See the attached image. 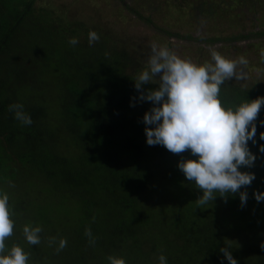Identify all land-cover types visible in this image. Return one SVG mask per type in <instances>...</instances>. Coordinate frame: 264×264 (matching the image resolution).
<instances>
[{"label": "trees", "instance_id": "1", "mask_svg": "<svg viewBox=\"0 0 264 264\" xmlns=\"http://www.w3.org/2000/svg\"><path fill=\"white\" fill-rule=\"evenodd\" d=\"M36 1L0 0V191L14 221L6 245L22 246L28 264H106L109 254L127 264H158L161 253L167 264H229L223 246L238 264H264V200L253 196L264 190V104L257 142L248 141L256 159L242 166L255 173L244 186L246 203L237 193L198 205L202 190L178 168L191 153L146 143L142 118L151 102L138 99L133 80L147 67L143 55L80 19L40 13ZM89 30L99 35L92 44ZM255 35L264 31L233 39ZM219 95L236 104L264 96V87L224 81ZM11 103L24 105L30 125L14 118ZM25 224L41 226L38 245L26 241ZM61 237L67 243L57 251Z\"/></svg>", "mask_w": 264, "mask_h": 264}, {"label": "clouds", "instance_id": "2", "mask_svg": "<svg viewBox=\"0 0 264 264\" xmlns=\"http://www.w3.org/2000/svg\"><path fill=\"white\" fill-rule=\"evenodd\" d=\"M99 39L94 30H89L88 42ZM69 44L78 43L76 37ZM212 62H197L179 55L167 46L153 43L147 67L134 80V87L140 101L151 102L143 114L144 132L148 145H163L173 153L188 150L191 155L178 161V168L189 182L202 190L197 204H206L217 195L227 197L239 194L241 205L247 200V188L255 173L247 170L255 159L248 141L257 142V116L264 104V96L247 98L236 104H225L219 93L225 80L246 78L243 68L247 65L244 56L231 59L219 51H210ZM264 57V50L261 51ZM148 83L155 87L144 88ZM14 118L22 125H30L32 118L21 103L8 105ZM264 125V118L259 120ZM264 141V130L259 133ZM264 152V143L259 145ZM247 166V168H242ZM257 202L264 200V190H253ZM9 196L0 191V264H28V254L19 244L6 245L5 238L13 231L14 221L9 210ZM23 234L29 244L40 243L42 228L39 224H25ZM90 244L95 243L91 229L84 232ZM56 237H51L50 242ZM66 238H59L57 251L66 246ZM260 247L264 248V241ZM229 264H238L229 247H221ZM106 264H127L125 258L109 254ZM158 264H167V257L161 253Z\"/></svg>", "mask_w": 264, "mask_h": 264}, {"label": "rangeland", "instance_id": "3", "mask_svg": "<svg viewBox=\"0 0 264 264\" xmlns=\"http://www.w3.org/2000/svg\"><path fill=\"white\" fill-rule=\"evenodd\" d=\"M35 8L40 13L42 9L54 13V18L69 15L103 33L111 32L132 52L141 53L145 64L153 43L197 62H212L213 49L231 59L244 56L247 65L238 64L237 68L244 69L246 78L225 81L241 87H264V36L233 39L264 31V0H37ZM60 24L56 20L54 32ZM82 35L84 39L87 36ZM8 48L9 54H17L16 48ZM30 58L35 60L32 54ZM30 58L25 61L32 62ZM28 66L31 72L37 67L35 62Z\"/></svg>", "mask_w": 264, "mask_h": 264}]
</instances>
